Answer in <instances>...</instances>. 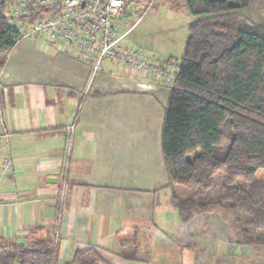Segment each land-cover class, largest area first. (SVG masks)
Instances as JSON below:
<instances>
[{"label": "crops", "instance_id": "0c3cea01", "mask_svg": "<svg viewBox=\"0 0 264 264\" xmlns=\"http://www.w3.org/2000/svg\"><path fill=\"white\" fill-rule=\"evenodd\" d=\"M139 76L107 64L89 83L79 52L44 39L21 38L7 52L0 242L49 238L56 264H76L87 249L108 264H264L219 214L179 220L161 153L168 89Z\"/></svg>", "mask_w": 264, "mask_h": 264}, {"label": "trees", "instance_id": "16d2710c", "mask_svg": "<svg viewBox=\"0 0 264 264\" xmlns=\"http://www.w3.org/2000/svg\"><path fill=\"white\" fill-rule=\"evenodd\" d=\"M249 1L183 0L197 19L188 27L180 61L159 64L177 69L173 83L162 82L169 91L161 153L181 223L216 213L241 245L264 246V178L258 177L264 170V23L238 13ZM6 6L0 0V68L21 39L1 14ZM56 262L49 238L29 245L0 242V264ZM73 262L108 264L94 249L77 251Z\"/></svg>", "mask_w": 264, "mask_h": 264}, {"label": "built area", "instance_id": "2783aa9c", "mask_svg": "<svg viewBox=\"0 0 264 264\" xmlns=\"http://www.w3.org/2000/svg\"><path fill=\"white\" fill-rule=\"evenodd\" d=\"M3 16L21 38L44 39L60 52L74 49L90 70L91 83L107 64L138 75H148L166 84L173 83L177 69L149 61L145 53L124 44L127 32L119 35L116 20L134 4H143L142 20L158 0H3ZM74 126L69 127L72 136ZM9 135L0 133V141ZM8 160L3 167L7 169Z\"/></svg>", "mask_w": 264, "mask_h": 264}, {"label": "rangeland", "instance_id": "374dc122", "mask_svg": "<svg viewBox=\"0 0 264 264\" xmlns=\"http://www.w3.org/2000/svg\"><path fill=\"white\" fill-rule=\"evenodd\" d=\"M231 4H237L240 0H229ZM183 0H158L155 6L147 15L137 22L143 12V4H134L127 10L120 19L117 32L119 35L128 31L123 42L125 45L141 50L149 61L162 64L169 57L177 62L183 55V48L188 36V27L197 19L183 8ZM238 13L251 23H264V0L250 1L244 9ZM172 69H176L173 65ZM139 77H148L142 75ZM168 89L167 87H165ZM169 90H164L166 93ZM226 140L223 141V145ZM200 151L187 156L191 160ZM258 177L264 178V170L260 171ZM185 196V195H184ZM251 249H254L251 247ZM253 251L255 260H262L264 247L256 246Z\"/></svg>", "mask_w": 264, "mask_h": 264}]
</instances>
